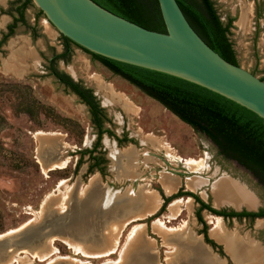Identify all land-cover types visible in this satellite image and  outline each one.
Instances as JSON below:
<instances>
[{
  "label": "rangeland",
  "instance_id": "obj_1",
  "mask_svg": "<svg viewBox=\"0 0 264 264\" xmlns=\"http://www.w3.org/2000/svg\"><path fill=\"white\" fill-rule=\"evenodd\" d=\"M211 2L222 23L232 19L227 37L237 65L264 77V0ZM37 10L31 2L24 10L28 25H17L0 47V264H264V218L223 219L199 210L206 236L218 246L212 247L203 240V224L195 216L198 203L177 195L192 192L216 210L258 211L264 210V187L222 157L205 135L70 44L54 68L92 92L103 110L101 127L112 134L102 133L92 151L104 160L99 162L105 166L102 176L85 172L95 165L86 151L97 139L96 128L86 106L49 74L48 59L63 47L58 32ZM6 22L0 15V33ZM166 143L179 156L202 161L201 170L166 156ZM129 150L137 155L131 168L122 158ZM65 160L63 168L46 169ZM169 178L177 187L166 194L160 180ZM187 182L195 188L186 189ZM221 182L240 195L238 206L215 198L214 187ZM146 190L160 199L156 210L124 224L148 209ZM174 199L183 200L178 214L162 223L175 232L158 234L152 223L167 216ZM210 216L220 218L216 233ZM122 224L109 255L83 256L66 243L100 253L110 248L105 238L109 229Z\"/></svg>",
  "mask_w": 264,
  "mask_h": 264
},
{
  "label": "trees",
  "instance_id": "obj_2",
  "mask_svg": "<svg viewBox=\"0 0 264 264\" xmlns=\"http://www.w3.org/2000/svg\"><path fill=\"white\" fill-rule=\"evenodd\" d=\"M105 10L137 24L143 28L164 32L163 22L156 0H91ZM183 16L197 35L214 52L226 61L237 64L228 32L232 19L222 23L213 7L211 0H175ZM13 12L16 14L6 25V31L1 34L0 45L13 33L17 23L25 24L24 10L31 0H15ZM41 15V12L37 10ZM63 52L53 54L48 59L49 74L59 83L69 87L80 101L88 107L91 122L96 128L97 139L93 147L87 150L91 153L98 146L102 133L110 136L109 130L102 129V108L99 107L94 96L85 95L77 90L75 83L67 74L54 68V60L64 57L69 51V45L74 43L59 34ZM80 48V47H78ZM89 54L92 59L119 75L130 84L140 89L149 98L154 99L178 120L188 125L196 132L205 135L216 147L217 152L224 158L235 161L246 169L264 187V120L243 106L197 84L162 72L142 68L139 66L109 59L80 48ZM264 81V77H259ZM89 91V90H87ZM78 163V162H77ZM177 195L193 198L198 203L195 212L197 220L203 224V240L212 247H218L206 236L205 224L199 215V210L206 209L210 213L221 216L223 219H242L249 221L255 218H264V210L233 211L216 210L202 201L196 194L184 191ZM170 198H165L162 206Z\"/></svg>",
  "mask_w": 264,
  "mask_h": 264
},
{
  "label": "water",
  "instance_id": "obj_3",
  "mask_svg": "<svg viewBox=\"0 0 264 264\" xmlns=\"http://www.w3.org/2000/svg\"><path fill=\"white\" fill-rule=\"evenodd\" d=\"M164 32L143 28L91 0H31L63 37L88 52L211 90L264 120V81L214 52L175 0H156Z\"/></svg>",
  "mask_w": 264,
  "mask_h": 264
},
{
  "label": "bare ground",
  "instance_id": "obj_4",
  "mask_svg": "<svg viewBox=\"0 0 264 264\" xmlns=\"http://www.w3.org/2000/svg\"><path fill=\"white\" fill-rule=\"evenodd\" d=\"M147 135V134H146ZM145 135V136H146ZM154 137V136H153ZM152 137V138H153ZM147 139V138H146ZM153 140H151L150 142H152ZM163 148H165V155L166 156H169L170 158H172L173 160L183 164L185 167L189 168V169H194V170H201L200 168L202 167V161L200 160H195V159H192V158H183L181 156H179L178 154H176L175 152H173V149L170 145H168L166 143V145H163ZM158 151V150H157ZM125 158L126 161H127V164L128 166L130 167H127V168H131V166H133V162L136 160L137 158V155L136 153L134 152V150H129V151H124L123 152V156L122 158ZM65 162H67V160L59 163V164H55V165H51L49 166L48 168H46L47 170H50V169H53V168H63L64 165H65ZM44 169V170H46ZM160 185H161V188L163 189V191L166 193V194H169L171 192H174V190L176 189L177 187V182L175 179H172V178H169L168 180L167 179H164V180H160ZM193 188H195V186L190 183V182H187L186 183V189L188 190H192ZM157 193V192H156ZM144 195L145 197L144 198H147V200L149 201V207L146 211H144V214L143 215H133L129 218V220H127L124 224H128L130 223L131 221H136L138 219H141L143 218L144 216H148L150 214H152V212H154L159 204V200L157 198V195L152 191H148L146 190L144 192ZM214 196L215 198L219 201V202H229L230 204H232L233 206H238L240 201H241V197L240 195L233 189V187L231 185H229L227 182H221L219 185L215 186L214 187ZM142 201V200H141ZM140 201V203H141ZM183 200H180V199H174L172 200L169 204H168V213H167V216H163L161 217L160 219H155L152 223V226L155 227V230L158 234H161V233H166V232H175V230L173 229H168L167 227L164 226V224L162 223V220H166L167 222H170V220L174 219V217L178 214L177 213V207H178V204L181 203ZM189 201V198H187L186 200H184V202L187 204V202ZM139 203V204H140ZM140 206V205H139ZM138 206V208H139ZM247 207H252V204L250 203H247L246 204ZM181 208V207H180ZM179 209V208H178ZM211 217V230H214L216 233L217 230H219L221 228V225H220V218L219 217H215V216H210ZM209 220V219H208ZM210 222V221H209ZM122 224L119 227L117 226H113L109 229V231L107 232V237L106 238V241L108 242L107 245L110 246V248L108 249H102L103 251L100 252V253H88L87 251L85 250H82L78 243L75 244V243H72V242H66L69 246L68 247H71L73 249V251L75 253H80L81 255L83 256H88V257H99V256H103V255H109L110 253H112L114 251V247L118 241V236H119V232L121 231V228L122 226L124 225ZM142 226H138L136 228V230H141L142 229ZM177 229V228H176ZM180 229V228H179ZM135 230V231H136ZM10 232H13V231H10ZM219 232V231H218ZM223 233V232H222ZM4 235V234H3ZM2 235H0L1 237ZM221 236V235H219ZM133 237V236H132ZM131 237V238H132ZM68 238V237H67ZM92 239H95L94 237ZM70 240V239H69ZM128 241H131V240H128ZM225 241V240H224ZM164 242V241H163ZM234 243V242H233ZM229 244V243H228ZM236 244V243H235ZM227 246V244H226ZM125 247L126 245L122 248V250L120 251L119 253V258L122 259L123 258V254L125 252ZM172 248V247H169V249ZM239 248V246H238ZM52 251V250H51ZM54 251V250H53ZM172 251V250H171ZM194 251V250H193ZM116 252V250H115ZM114 252V253H115ZM196 252V250H195ZM168 253V252H167ZM34 256V255H33ZM44 258H46V255L43 256ZM43 257H39V260H42ZM202 257V255H201ZM168 258V257H167ZM16 260V259H15ZM13 261V260H12ZM45 261V260H44ZM51 262V261H48V263ZM81 262V261H80ZM205 262V261H204ZM212 262V261H211ZM10 263V262H9ZM82 263V262H81ZM201 263V262H200ZM207 264H211L209 263L207 260L206 262ZM213 263V262H212ZM86 264H91V263H88L86 262ZM103 264H117V261H112V260H109ZM154 264V263H153ZM196 264V263H195Z\"/></svg>",
  "mask_w": 264,
  "mask_h": 264
},
{
  "label": "flooded vegetation",
  "instance_id": "obj_5",
  "mask_svg": "<svg viewBox=\"0 0 264 264\" xmlns=\"http://www.w3.org/2000/svg\"><path fill=\"white\" fill-rule=\"evenodd\" d=\"M52 76V75H51ZM55 78V77H54ZM56 79V78H55ZM57 80V79H56ZM58 81V80H57ZM75 82V81H74ZM58 83H59V81H58ZM75 83H77L78 84V87H77V90H79V91H82L83 92V94H85V95H90L91 97L93 96V94H92V92L87 88V87H85V86H83V85H81L80 83H78V82H75ZM61 84V83H60ZM61 85H63V84H61ZM63 87L64 88H67L68 90H70L69 89V87H65V85H63ZM87 90H89V91H87ZM140 90V89H139ZM141 91V90H140ZM71 92V91H70ZM73 95H75L76 97H77V95L75 94V93H73V92H71ZM147 96V95H146ZM78 99H79V97H77ZM95 99V98H94ZM154 100V99H153ZM79 101H80V99H79ZM155 101V100H154ZM81 103H82V101H80ZM157 102V101H156ZM84 104V103H83ZM85 105V104H84ZM86 106V105H85ZM86 108L88 109V107L86 106ZM124 136H122L121 138H123ZM118 140L119 141H121L120 140V138H118ZM117 140V141H118ZM125 140H127L126 138H124L123 139V141H125ZM118 141V142H119ZM92 154H93V152H91V153H87V155H88V157H90V158H93L94 159V163H95V165H93L92 167H90V166H86V170H85V172L87 171V172H90V170H95L96 172H98V174H100L99 176H102L101 175V173H102V168L101 167H105V166H102L99 162H102V161H104L103 160V158H101V157H98V156H95V157H93L92 156ZM104 172V171H103ZM104 176V175H103ZM101 178V177H100ZM106 186H107V183L105 184Z\"/></svg>",
  "mask_w": 264,
  "mask_h": 264
},
{
  "label": "crops",
  "instance_id": "obj_6",
  "mask_svg": "<svg viewBox=\"0 0 264 264\" xmlns=\"http://www.w3.org/2000/svg\"><path fill=\"white\" fill-rule=\"evenodd\" d=\"M9 1V2H8ZM14 4H13V1H11V0H0V15L1 16H3L4 18L6 17L7 19H8V21L9 22H11V19L13 18V17H15L16 16V14L13 12V8H14ZM23 17H24V20H25V24H21V23H17L16 24V26H15V28L17 27V25H22V26H27L28 24H27V22H26V19H25V16H24V13H23ZM4 22H5V20H4ZM9 22H6L5 24L3 23V25H5L4 27H5V30L4 31H2L1 33H0V37H1V34L3 33V32H5L6 31V25L9 23ZM15 28H14V30H15ZM13 33H14V31H13ZM13 33L9 36V37H11L12 35H13ZM8 37V38H9ZM7 38V39H8ZM6 39V40H7ZM5 40V41H6ZM4 41V42H5ZM3 42V43H4ZM2 43V44H3ZM1 44V45H2ZM1 45H0V47H1Z\"/></svg>",
  "mask_w": 264,
  "mask_h": 264
}]
</instances>
